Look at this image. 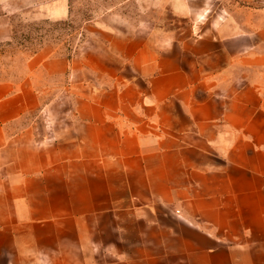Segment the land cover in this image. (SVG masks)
Segmentation results:
<instances>
[{"label": "crops", "instance_id": "crops-1", "mask_svg": "<svg viewBox=\"0 0 264 264\" xmlns=\"http://www.w3.org/2000/svg\"><path fill=\"white\" fill-rule=\"evenodd\" d=\"M237 1L208 34L104 37L52 134L0 81V264H264V0Z\"/></svg>", "mask_w": 264, "mask_h": 264}, {"label": "rangeland", "instance_id": "rangeland-1", "mask_svg": "<svg viewBox=\"0 0 264 264\" xmlns=\"http://www.w3.org/2000/svg\"><path fill=\"white\" fill-rule=\"evenodd\" d=\"M237 6V0H0V81L33 82L49 106L22 124L52 134L70 119L73 61L105 50L104 37L137 34L162 45L212 32Z\"/></svg>", "mask_w": 264, "mask_h": 264}]
</instances>
